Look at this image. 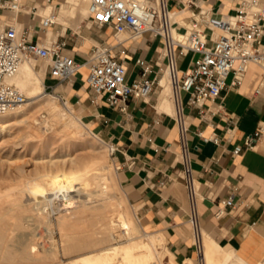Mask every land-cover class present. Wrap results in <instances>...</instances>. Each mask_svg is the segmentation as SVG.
I'll list each match as a JSON object with an SVG mask.
<instances>
[{
  "label": "crops",
  "instance_id": "1",
  "mask_svg": "<svg viewBox=\"0 0 264 264\" xmlns=\"http://www.w3.org/2000/svg\"><path fill=\"white\" fill-rule=\"evenodd\" d=\"M43 1L25 0L27 5ZM50 1L45 11L55 9L56 3ZM198 2L215 17L232 14L236 7L235 0ZM56 10V21L63 30L69 18L88 15L84 0H62ZM188 17L189 13H185L181 19L187 21ZM27 21L26 15L18 17L20 24ZM77 34L66 37L68 46L64 52L80 65L89 59L93 46L116 44L110 29L93 24L91 30L86 31L84 27ZM54 36L52 29L47 31V37ZM121 47L127 51L124 64L128 81L141 73L138 61L151 67V77L159 69L162 76L165 74V62L158 60L162 50L159 37L146 33L138 39H125ZM193 59L195 56L190 53L180 57L179 68L187 69ZM45 69L44 66L35 68L42 76L43 89L46 73L45 88L52 87L53 93L66 98L77 118L94 135L117 148L114 161L126 200L136 208L134 212L142 227L152 233L159 232L177 264H257L264 259V133L252 149L232 154L236 146H243L246 136L264 126V89L256 93L261 83L257 66L248 69L239 87H228L222 92L223 113L213 115L209 122L201 121L197 109L185 104L187 95H182L188 128L186 143L200 194L199 237L201 232L206 234L208 248V255L203 254L202 260L196 247L203 238L195 241L193 228L192 237L188 227L189 203L180 177V137L169 88L161 85L146 101L129 99L127 111L122 113L112 108L104 96L92 101L86 67L65 83H58ZM230 80L231 77L228 83ZM211 134L219 137L218 144L203 141V137ZM166 179L170 182L160 186ZM228 197L235 207L217 218L219 201Z\"/></svg>",
  "mask_w": 264,
  "mask_h": 264
},
{
  "label": "built area",
  "instance_id": "2",
  "mask_svg": "<svg viewBox=\"0 0 264 264\" xmlns=\"http://www.w3.org/2000/svg\"><path fill=\"white\" fill-rule=\"evenodd\" d=\"M198 1L89 0V18L93 25L110 29L116 44L93 46L89 59L80 65L64 52L68 46L66 37H47L48 29H53L57 24L56 12L42 15L39 8L51 3L50 0L30 5L22 0H0V115L26 102L27 98L10 82V78L22 62L31 60L46 62L49 76L58 83L68 82L82 67H86V83L92 101L104 96L112 108L125 113L129 99L146 101L157 88H161L162 70L159 69L151 77V67L138 61L141 73L128 81L124 64L127 51L121 44L125 39H138L146 33L161 39L162 50L158 60H164L171 85L174 117L180 137V177L189 203V223L195 234L200 227V194L186 143L188 128L182 95H187L185 104L197 109L200 120L209 122L213 115L223 113L224 106L220 101L222 92L228 87H239L252 65L257 66L261 74L256 93L260 94L264 89V0H235L234 13L220 17H215L209 8L202 7ZM57 5L55 8H58ZM24 9H28V21L19 25L18 17L25 15ZM171 12L182 15L189 13L188 20H185L188 25L183 40L175 39L173 33L184 19L172 21ZM116 47H119L117 52L114 51ZM188 53L194 55L195 59L187 69L181 70L178 60ZM57 96L66 106L68 100ZM263 133L264 126L261 125L246 136L243 146H236L232 154L239 155L244 149H252ZM203 141L218 144L220 139L211 134L203 137ZM105 143L114 159L117 148ZM166 182H170V179L163 180L160 186ZM234 207L231 197L220 200L215 216L222 217ZM257 264H264V259Z\"/></svg>",
  "mask_w": 264,
  "mask_h": 264
},
{
  "label": "rangeland",
  "instance_id": "3",
  "mask_svg": "<svg viewBox=\"0 0 264 264\" xmlns=\"http://www.w3.org/2000/svg\"><path fill=\"white\" fill-rule=\"evenodd\" d=\"M84 1L87 9L88 0ZM52 2L58 4V7L62 4V0H52ZM86 16L88 15L86 14ZM86 16H79V18L75 19L69 18L65 24L64 30L62 25H54L52 30L55 32V36L52 37V39L60 36H77V33L83 30L84 27L86 31L91 30L93 21L89 16ZM21 17L24 18L25 15ZM31 63L37 70L42 66L47 68V63L42 60H31ZM47 81L48 78L45 73L44 88L45 85H47ZM169 90L171 92V89ZM45 92L50 94L48 97H43L42 100H44L45 104H53L54 102L65 114H67L68 118L70 116V119L76 120L80 125L81 121L84 122L82 119L81 121L75 119L78 114L76 111H73L74 109L69 103L65 106L59 100L57 94L53 93L50 89H46ZM26 95L27 100L25 103L29 104L26 115L7 121L5 123L6 128L0 133V264H19L16 263V253L14 249L11 248L12 244L15 242L16 244L20 242L26 246L27 244L32 245V243H38L44 247L49 246L51 239L48 235V226L50 230L53 231V240L58 244L59 250L61 251V243L65 240L61 238L60 226L57 225L61 217H71L72 214L78 213L80 215L75 218L74 222L71 221L72 224L70 222V225L68 224L66 226L68 235L96 236L103 223L104 217L108 212L110 213L112 208L117 206V208L125 214L130 212V215L134 214V210L136 209L128 201V203L126 202L123 188L119 182L117 166L115 165L114 159L109 154L107 145L102 143V140L96 135L91 132L89 133L83 125H81V127L84 133L85 143H83L82 146L75 145L76 143L74 140L72 141V138L65 137L63 134L64 132L62 133L65 120L61 118L55 119V117L47 112V106L45 104L43 105L44 107L42 105H32L31 102L33 101L29 98L28 94ZM19 120L22 121L19 123ZM25 121L28 122V124ZM33 125H35L37 129L36 132L34 130L32 131V128H30ZM29 129L31 131H29ZM92 156L98 157L104 161V166H106L105 169L107 170V172L104 170L107 173L105 176H109L107 177L106 183H103V185L101 183H99L100 185L98 183L88 184L90 178L85 177L82 181L85 186L82 185L81 182H79L80 184L75 183V191L72 193L70 192L71 194L67 191H63V193L60 191L56 194L44 191L48 189L45 185L46 177H49L51 174L56 175L63 172L70 173L75 170H80L84 163ZM108 169H111V172ZM114 171L116 172V180L112 176ZM36 182L38 183L35 184ZM105 185L107 189H105ZM34 188L35 191H33ZM104 190H107V193L103 195L102 191ZM40 193L43 197H41ZM107 197L111 198L106 199ZM40 199H42V201ZM35 200H37L36 203ZM39 203L41 205L36 207ZM33 205H35V208L44 209V211L41 212L39 209H35ZM36 211H38L39 214ZM46 221H49L48 223L50 224L46 223ZM188 227L193 237L190 223ZM32 232L36 234L35 239L33 237L31 238V236H27ZM155 234H159V232L155 231ZM115 242L124 243L125 237L117 236ZM7 243H10V247ZM109 243L108 241H103L96 244L94 247L96 249L103 248ZM5 245L8 248H4ZM158 251L160 253V259L164 264L176 263L166 241ZM72 257L73 256L62 257V260L66 262L68 258ZM194 264L198 263L194 262Z\"/></svg>",
  "mask_w": 264,
  "mask_h": 264
},
{
  "label": "bare ground",
  "instance_id": "4",
  "mask_svg": "<svg viewBox=\"0 0 264 264\" xmlns=\"http://www.w3.org/2000/svg\"><path fill=\"white\" fill-rule=\"evenodd\" d=\"M22 1L25 2V0H22ZM88 4H89V0H88ZM88 4H87V11H88V16H89ZM46 7H47V4L45 7L39 8V13L42 15H46L50 12L55 11L56 12V20H57V10L55 8V5H54L55 9H52L49 11H45ZM26 13H28V9H24V14L28 17V14H26ZM181 15L182 14H178L177 12H171L172 21L181 20ZM19 25H20V23H19ZM187 25L188 24H187V22H185V20H183L179 23L178 27L175 28L174 33H173V36L175 39H177V38H179L180 40L184 39L183 37H184L185 31H186ZM50 29L51 28H49L48 30H50ZM124 37H126V36H124ZM10 82L12 84H14L18 89H20L26 98H27L26 94H28L29 98L33 101V102H31V104L34 106H36V105H38V106L42 105L43 106L45 104L44 100H42L43 97L44 96H46V97L50 96V94L45 92V90L43 89L42 76L39 73H37V71H35L34 65L31 63V61L22 62L20 64V66L18 67L16 73L10 78ZM160 85H162L163 87H168L169 89L171 88L167 71H165V74L160 78ZM169 94H170V91H169ZM55 99H56V97H55ZM172 101H173V99H172ZM173 104H174V102H173ZM28 105L29 104H27V103L22 104L19 107L6 112L5 114L0 115V133L4 130V128H6L5 123L7 121L14 119V118L17 119L18 117L26 115V113L28 111ZM45 105L47 106V108H46L47 112L50 115H52L53 117H55V119L61 118V119L65 120L64 128L62 131V133L64 132L63 134L65 135V137L67 136L70 139L72 138V141L74 140V142L76 143L75 145L82 146V144L85 143V138H84V133L82 131L81 125L86 127L87 131H89V133H90L91 131L88 128V126L85 123H83L82 121H81V125L78 124L79 122H76V120L70 119V116L68 118L67 114H65L64 111L61 110L54 102H53V104L47 103ZM174 108H175V106H174ZM21 119H23V118H21ZM75 119H78V118H75ZM20 121H22V120H19V123H20ZM77 121H79V119ZM26 123L28 124V122H26ZM8 124H9V122H8ZM30 125H27V126H30ZM30 128H32V131L34 130L35 132L37 130L35 128V125L31 126ZM29 131H31V130L29 129ZM28 133H30V132H28ZM63 134H62V136H63ZM31 135H32V133H31ZM102 143H104L103 140H102ZM85 145H87V144H85ZM105 167L106 166H104V161L102 159L92 156L91 158H89V160H87L84 163L82 169H80V170H75L74 172L69 171L70 173L63 172V173L56 174V175L51 174L49 177H46L47 178V179H45L46 182H45V180H44V182H45V185L47 186L48 189H46L47 191L46 190H44V191L47 193L52 192V194L53 193L56 194L57 192H60V191H62L61 193H63V191H67L69 193L70 192L72 193L75 191L74 190L76 187L75 183L81 182L82 185L85 186V184H83V182H82L85 177L90 178L88 181V184H90V183L91 184L101 183L103 185V183H106L107 177H109L108 175H107V177L105 176V174H107L106 173L107 170L105 169ZM104 170H106V172ZM108 170L110 171L111 169H108ZM103 171H104V173H103ZM110 175H111V173H110ZM112 176L116 180V172L115 171L112 173ZM86 180H87V178H86ZM37 183L38 182H36L35 184H37ZM33 186H34V184H33ZM105 189H107L106 185H105ZM197 190L199 192V189H197ZM33 191H35V188ZM102 192L104 195V193H107V190H104ZM42 194H43V192H42ZM42 194H41V197H43ZM108 195H106V196H108ZM96 196H97V194H96ZM109 196H111V195H109ZM110 198L107 197L106 199H110ZM37 200H35V203ZM40 200L42 201V199H40ZM126 202H127V200H126ZM69 204H70V202H69ZM40 205L41 204L39 203V205H36V207H39ZM33 206L35 208V205H33ZM64 206H66V205H64ZM35 209H39L41 212L44 211V209H42V208H35ZM36 212H38V211H36ZM129 213L128 214L123 213L119 208H117V206L112 208L110 213L108 212V214L104 217L103 223L101 224V227L98 230L96 236H94V235L93 236H80V235L77 236V235H73V234L68 235L66 226L71 221L74 222L75 218L77 216H80V215L78 213V214H74V215L72 214L71 217H67V216L61 217V218H59L58 224H57L60 226L59 230H60L61 234H60V232H59V234L61 235V238L65 239L64 242L62 241V243H61V251L59 250L58 244H56L53 240V231L50 230V228L48 226L47 227L48 228V235H49V238L51 239L50 240L51 242L49 241L50 242L49 246L44 247L38 243H32V245L27 244V246H26L24 244H21L20 242H18L17 244H16V242L12 244L11 248H13L15 253H16V263H19V264H164L163 261L160 259V253L158 251V249L163 246L162 236L146 230L144 227H142L137 215L135 213L130 215ZM38 214H39V212H38ZM100 221H102V220H100ZM48 222L49 221H46V223H48ZM72 222H71V224H72ZM48 224H50V223H48ZM74 225H75V223H74ZM63 231H65V232H63ZM118 231H119V233H118ZM79 232H81V231H79ZM33 233L34 232L29 233L27 236H31V238L33 237L35 239L36 234H33ZM117 236L125 237V242L124 243L115 242ZM201 237L203 238V241L201 243V240L199 239L198 247H196V249H197V252L199 253V259L202 260L203 254L206 257L208 255L206 234L204 232H201L200 237H199V232L197 234L194 233L195 241H196V239L201 238ZM22 238H23V236H22ZM27 238L30 239L29 237H27ZM103 241L104 242L108 241L110 243L103 248L96 249L94 247L96 244L103 242ZM32 242H34V241H32ZM9 247H10V245H9ZM4 248H8V247H6V245H5ZM71 256H73V257L68 258V261H66V262L62 260V257L65 258V257H71ZM174 264H177V263H174ZM187 264H190V263H187Z\"/></svg>",
  "mask_w": 264,
  "mask_h": 264
}]
</instances>
